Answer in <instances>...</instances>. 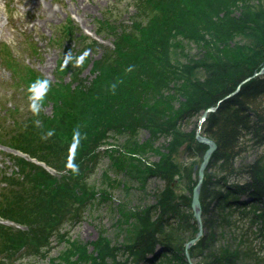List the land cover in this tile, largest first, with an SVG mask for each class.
<instances>
[{"label":"trees","instance_id":"trees-1","mask_svg":"<svg viewBox=\"0 0 264 264\" xmlns=\"http://www.w3.org/2000/svg\"><path fill=\"white\" fill-rule=\"evenodd\" d=\"M248 1H140L152 7L153 13L146 25H135L134 33L123 37L125 47L116 44L113 55H109L107 62H101L97 68L93 86L85 93L82 91L88 98L81 110L84 119L80 131L86 133L87 139L82 141L83 148L76 158L79 174L70 172L62 178L57 191L50 193L51 198L44 195L37 199L29 192L24 201L15 199L18 205L9 209V219L26 224L28 231L5 225H0V228L6 233H15L18 243L24 240L23 249L31 248L35 252L34 247L47 243L50 236L57 233L53 222L63 220L74 210V205L82 204L76 194L77 189L80 184H86L90 164L95 157L94 150L111 132L126 134V142L130 144L125 145L124 154L138 151L139 145L130 142L133 139L131 135L144 128L149 136L168 139L167 148L173 147L171 151L181 149L190 157L198 153L202 155L207 146L196 140L193 130L190 134L180 133L178 124L184 119L196 118L200 111L216 105L224 95L235 91L245 78L264 65V32L259 37L251 33L255 27L253 23L262 24L264 29V19L257 18L255 13L238 20L230 17L232 8ZM260 5L258 2L257 6ZM77 30L68 23L57 35L59 39L75 43L77 39L84 38ZM233 32L249 33L252 37L249 51L260 54L258 62L251 63L245 58L249 52L247 47L244 52L242 48L231 50L226 46ZM180 35L193 41L208 59L189 61L180 66L173 63L172 52L179 45L172 39ZM208 36L209 40L206 39ZM129 66L133 71L126 72ZM113 83H117L114 93L111 90ZM170 90L189 92L185 96L187 101L174 109ZM203 133L217 145L206 172L217 165L221 176L212 177L205 172L206 177L200 187L204 233L188 248L189 255L200 258L197 264H264V256L256 253L246 242L220 245L213 235L218 228L227 231L228 227L234 226L231 217L237 213L240 218L247 219L249 228L258 227L257 238L264 243V206L259 207L257 203L264 199V168H256L257 162L248 165L239 162L236 165L247 146L260 148L264 155V74L241 84L236 94L223 100L216 111L210 112L203 123ZM155 150L159 154L158 161L148 168L163 186L155 192L157 202L150 208L153 214L145 224H149L148 228L134 236V245L130 249L135 253L130 252L136 256L135 264L150 255L149 261L158 260L157 264L184 260L185 243L198 231L191 209V196L177 194L173 188L175 177L187 173V167L174 162L169 154ZM52 155L53 158H44V161L57 170L66 169L69 152L56 151ZM240 173L248 174L250 181L228 185L229 177ZM37 188L44 192L40 185ZM83 194L88 195L86 192ZM221 207L224 211L226 209L224 214ZM93 245L95 252L75 241H68L64 255L54 264H96L101 256L97 244ZM6 257L8 260L9 256ZM1 263L12 264L11 261Z\"/></svg>","mask_w":264,"mask_h":264},{"label":"rangeland","instance_id":"rangeland-1","mask_svg":"<svg viewBox=\"0 0 264 264\" xmlns=\"http://www.w3.org/2000/svg\"><path fill=\"white\" fill-rule=\"evenodd\" d=\"M140 1L143 0H0V225L28 231L26 224L9 219V209L18 205L16 200L27 199L29 192L37 199L44 195L51 198L60 180L71 172L67 167L55 169L44 158H53L56 151L69 152L72 131L81 126L84 119L81 110L88 97L82 91L85 93L93 86L97 68L101 62H107L109 55H113L116 44L125 47L123 37L134 33L135 25H146L153 13L150 4ZM230 11V17L236 20L253 13L264 19V0H250ZM68 23L78 28V34L82 32L84 38L77 39L75 43L59 39L58 31H63ZM253 26L252 36L259 37L264 32L262 24L253 23ZM248 34L233 32L226 46L231 50L242 48L244 52L247 47L249 51L252 37ZM172 40L179 45L172 52L176 65L208 59L200 47L182 35ZM66 55L69 57L67 63ZM259 56L257 52L249 51L245 58L252 63L258 62ZM258 71L248 78L264 74L254 75ZM37 78H47L52 84L39 117L29 111L26 91ZM169 93L174 109L183 105L187 101L185 96L189 95V92L183 94L174 90ZM206 109L200 111L196 118L180 122V133L190 134L193 130L195 138L197 132L204 135V121L199 128V119ZM36 120L42 122L40 126L35 124ZM51 129L55 130V135L43 139ZM149 135L144 128L131 135L133 139L130 142L139 145L136 153L152 164L159 158L156 148L169 154L174 162L185 165L187 173L175 177L173 188L177 194L192 198L198 181L195 166L202 162L204 153L190 157L181 149L174 152L171 151L173 147L167 148L168 139ZM126 141V134L111 132L94 150L95 157L90 164L86 184H80L76 192L82 204L74 205L75 211L63 220L53 222L57 233L52 234L47 243L34 247L35 252L31 248L23 249L24 240L18 243L15 233H6L0 228V264L6 261L12 264H54L64 255L68 241H75L93 252V243H96L101 256L96 264H135L136 256L132 254L135 250L130 249L134 245V236L148 228L149 224H145L153 214L150 208L157 202L155 192L162 188L163 183L141 160L124 154V147L130 144ZM82 148L83 144L79 150ZM79 154L77 152V158ZM239 162L243 165L257 162L256 168H264V155L260 148L247 146L237 166ZM206 173L212 177L221 176L217 165ZM247 177L245 173L230 176L228 185L245 182ZM39 185L44 192L39 191ZM220 189L224 191V188ZM84 192L88 195L85 196ZM224 212L226 209L222 208V214ZM11 214L14 215L13 212ZM231 218L234 226L228 227L227 231L218 228L213 233L216 243L238 245L246 242L256 253L264 256V243L257 238L258 227L249 228L247 219L240 218L237 213H233ZM166 252L170 253V250ZM6 256H9L8 260ZM150 256L138 264H157L158 260L149 261ZM189 258L193 264L200 261L196 256L191 258L189 255ZM172 264L189 263L185 255L184 260L175 259Z\"/></svg>","mask_w":264,"mask_h":264},{"label":"clouds","instance_id":"clouds-1","mask_svg":"<svg viewBox=\"0 0 264 264\" xmlns=\"http://www.w3.org/2000/svg\"><path fill=\"white\" fill-rule=\"evenodd\" d=\"M68 59L69 57L66 55V63ZM125 71L131 72L133 71V67L129 66ZM119 83H122V81H119ZM51 87H52L51 81L47 78H37L27 86L26 91L28 98V109L33 116L39 117L41 111L44 108V104L51 90ZM116 87H117V83H113L111 85V90L113 93L115 92ZM41 123L42 122L39 120L35 121V124L37 126H40ZM53 135H55V130L54 129L48 130L43 136V139H49ZM86 139H87V135L86 133L84 134L81 133L80 126H77L73 129L71 143L69 144L70 160L66 165L67 169H69L73 175L79 174V164L76 162L77 152L80 148L82 141ZM112 147L115 148L116 146L112 145ZM125 154L132 156V158L134 159L141 160L146 166H150V161H148L138 153H125Z\"/></svg>","mask_w":264,"mask_h":264},{"label":"water","instance_id":"water-1","mask_svg":"<svg viewBox=\"0 0 264 264\" xmlns=\"http://www.w3.org/2000/svg\"><path fill=\"white\" fill-rule=\"evenodd\" d=\"M264 73V66L258 71L256 72L254 75H258V74H262ZM249 78L245 79L244 81H242L239 86L237 87V89L240 87L241 84H243L244 82H246ZM233 91L232 93H230L229 95L225 96L222 100L218 101V103L215 106H212L208 109H206V111L203 113V115L200 117L199 119V128L201 127V123L203 121H205L206 117H207V113L208 112H214L217 110L219 104L223 101L228 99L229 97L233 96L234 94H236L238 92V90ZM196 138L200 143H204L208 145L207 150L204 152L203 154V160L202 162L198 165L195 166V168H197L198 170V181L196 186L193 188L192 191V198H191V209L193 211V216L197 222L198 225V231L196 233V235L194 236V238L190 239L188 242L185 243V255H186V260L188 261L189 264H193L189 258V254H188V248L193 245L194 243H196V241L202 236L203 234V228H202V211H201V203H200V187L202 184V180L204 178V172L210 162L211 156L213 154V152L216 150L217 145L216 143L209 137L205 136V135H201L199 132H197L196 134Z\"/></svg>","mask_w":264,"mask_h":264},{"label":"bare ground","instance_id":"bare-ground-1","mask_svg":"<svg viewBox=\"0 0 264 264\" xmlns=\"http://www.w3.org/2000/svg\"><path fill=\"white\" fill-rule=\"evenodd\" d=\"M91 34L94 35L93 32H91ZM246 181H247V182L250 181V176L247 177V180H245V182H246ZM199 198H200V196H199ZM263 202H264V199H262V200H260V201L258 200L257 203H258L259 207H263V206H264ZM202 230H203V229H202ZM160 252H161V251H160Z\"/></svg>","mask_w":264,"mask_h":264}]
</instances>
